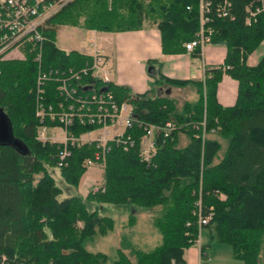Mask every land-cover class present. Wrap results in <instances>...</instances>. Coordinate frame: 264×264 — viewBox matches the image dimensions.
<instances>
[{
  "label": "trees",
  "instance_id": "1",
  "mask_svg": "<svg viewBox=\"0 0 264 264\" xmlns=\"http://www.w3.org/2000/svg\"><path fill=\"white\" fill-rule=\"evenodd\" d=\"M198 1L73 0L50 20L51 39L43 45L42 67L77 69L90 61L75 50L66 53L56 46L57 32L64 25L100 32L154 25L163 54L182 53L184 43L198 30ZM211 25V43L226 48L223 63L209 67L204 80L194 82L198 97L183 103L180 110L173 97L159 94L151 85L184 86L188 81L164 77L158 69L142 93L107 84L118 101L131 102L136 120L163 125L174 119L179 125L171 134L159 136L156 153L145 162L138 154L143 130L134 123L125 133L132 135L135 145L125 150L110 142L103 182L84 197L59 198L62 189L48 167H56L61 145L36 139L37 64L31 56L0 63V115L7 119L12 135V141H0V264H106L104 253L84 247L94 234L113 229V218L98 212L104 203L160 207L153 218L160 242L148 250L130 247L133 261L124 251L129 245L122 241L116 258L108 264H184V250L199 238V199L201 214L212 212L204 225L211 231V241L229 245L233 258L243 264H257L264 235V53L255 65H249L247 58L264 40V19L247 26L238 7L234 19L214 17ZM223 73L238 84L232 106L221 105L216 97ZM83 81L91 80L87 76ZM203 120L206 133L227 141L217 162L221 143L195 135L201 133ZM88 128L74 125L72 130ZM180 133L188 137L182 147ZM96 149L93 143L71 148L66 165L59 168L67 184L78 186L87 169L83 161L93 157Z\"/></svg>",
  "mask_w": 264,
  "mask_h": 264
},
{
  "label": "built area",
  "instance_id": "2",
  "mask_svg": "<svg viewBox=\"0 0 264 264\" xmlns=\"http://www.w3.org/2000/svg\"><path fill=\"white\" fill-rule=\"evenodd\" d=\"M73 0H0V63L26 60L29 56L37 64L35 76V116L38 119L36 139L42 143H56L61 148L56 154V167L66 165L71 148L93 143L97 148L93 157L83 165L104 166L110 142L123 149L132 148L135 141L126 130L137 123L143 133L138 140V154L150 162L156 153L160 135L171 134L178 125L169 119L163 125L138 121L129 100L118 101L107 84L113 82V66L109 56L100 47L96 30L85 31L87 43L78 53L90 57L80 68L44 69L42 50L52 28L51 18ZM239 1V2H238ZM242 1V4H241ZM199 26L193 39L184 43L187 51H203L211 43L214 28L212 19H234L242 8L244 23L251 26L264 19V0H199ZM188 8V7H187ZM63 50V49H62ZM66 53L71 50L64 49ZM91 81H83L84 77ZM49 83L54 85H50ZM115 83V82H113ZM56 94L57 98H53ZM74 125L90 127L75 132ZM194 127L198 125L193 123ZM205 135V121L200 124ZM98 188V187H97ZM96 187L92 190H96ZM198 229L212 217V212L201 214L197 202Z\"/></svg>",
  "mask_w": 264,
  "mask_h": 264
},
{
  "label": "crops",
  "instance_id": "3",
  "mask_svg": "<svg viewBox=\"0 0 264 264\" xmlns=\"http://www.w3.org/2000/svg\"><path fill=\"white\" fill-rule=\"evenodd\" d=\"M75 29L77 28L72 30L77 31ZM96 34L99 36L100 47L112 63L113 82L129 87L134 93H142L149 88L148 81H151V77L146 72L145 63L154 60L152 63L164 77L188 81L184 86L168 87L169 93L174 92L182 98L185 96L184 98L191 97V100H195L198 92L194 82L203 81L206 70L223 63L226 54L224 45L213 43L205 45L201 54L187 50L182 53L163 54L160 34L156 27L121 32L96 31ZM251 54L247 58V63L255 65L260 57L252 61ZM237 85L234 78L223 73L216 91L217 100L221 105H234ZM92 183L84 182V185L90 187ZM196 244L184 250V264H243L241 260L237 261L233 258L232 252L223 251L222 246L225 244L211 241V231L208 227L200 230ZM201 246H204L203 250ZM211 250L214 251L212 255H210ZM223 253H227L224 260L221 259Z\"/></svg>",
  "mask_w": 264,
  "mask_h": 264
},
{
  "label": "rangeland",
  "instance_id": "4",
  "mask_svg": "<svg viewBox=\"0 0 264 264\" xmlns=\"http://www.w3.org/2000/svg\"><path fill=\"white\" fill-rule=\"evenodd\" d=\"M151 28L152 26H146L144 28ZM77 28L74 31L72 29ZM87 34L84 28L81 27H70V26H62L57 32L55 44L60 49H68V50H77L85 48L87 43ZM105 37V36H104ZM264 53V42H262L251 54L250 59L252 61L256 60L258 57H261ZM23 61V60H21ZM146 72L149 77H151V81L153 78L157 76V69L153 63L147 64ZM114 75V74H113ZM159 78V76H158ZM160 80V78H159ZM151 81H148L150 84ZM167 85L157 86L152 84L151 89H155L159 94H165L170 97H173L176 101L177 109L180 110L183 103L191 100V97L182 98L180 95L176 93H169ZM133 94H136L132 92ZM195 94V93H194ZM194 98V97H193ZM192 98V99H193ZM189 101V102H190ZM197 132L196 137L201 138H215L221 143V150L218 153V157L215 158L214 162H217L224 153V150L227 145V141L223 139L216 133H205L202 134ZM188 142V137L184 133L179 134V146L182 147ZM48 171L53 176L56 184L62 189L59 198H63L65 196H70L72 194H79L81 196H85L88 193V190L94 187H100L103 182V169L100 165L89 166L84 174L81 176L79 180L78 186L74 187L67 184L62 176L60 175V171L58 167H48ZM91 178L90 180H87ZM93 180V181H92ZM92 183V186L88 187L86 184ZM221 199H225V194L217 193ZM96 205H92L91 208H95ZM99 214L107 215L113 218L114 226L113 229L109 230L105 234L96 233L92 237L88 238L84 242V247L91 252H102L107 256V263L113 261L117 256V250L120 247L122 241L124 244L129 245L124 251L127 255L134 258L130 255L131 248H139L142 250H148L153 248L156 244H158L161 240V235L155 228L153 224L154 216L159 212L160 207L146 208L140 206H130V205H120V204H101L100 207L97 208ZM205 228V227H204ZM126 245V246H127ZM197 245V244H196ZM131 247V248H130ZM223 251H227V253H231V248L229 245L222 246ZM214 253L213 250L210 251V255ZM226 253V254H227ZM225 253L221 256V259H225ZM239 261V260H237ZM242 263V262H241ZM257 264H264V235L262 237V242L260 246V250L258 253Z\"/></svg>",
  "mask_w": 264,
  "mask_h": 264
},
{
  "label": "water",
  "instance_id": "5",
  "mask_svg": "<svg viewBox=\"0 0 264 264\" xmlns=\"http://www.w3.org/2000/svg\"><path fill=\"white\" fill-rule=\"evenodd\" d=\"M0 141L1 142H10L12 141L11 129L7 119L0 115ZM14 144L19 146L20 143L14 141Z\"/></svg>",
  "mask_w": 264,
  "mask_h": 264
}]
</instances>
